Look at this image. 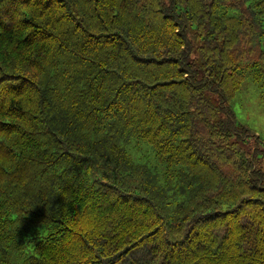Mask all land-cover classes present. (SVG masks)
Here are the masks:
<instances>
[{"label": "trees", "instance_id": "16d2710c", "mask_svg": "<svg viewBox=\"0 0 264 264\" xmlns=\"http://www.w3.org/2000/svg\"><path fill=\"white\" fill-rule=\"evenodd\" d=\"M263 40L264 0H0V264H264Z\"/></svg>", "mask_w": 264, "mask_h": 264}, {"label": "rangeland", "instance_id": "374dc122", "mask_svg": "<svg viewBox=\"0 0 264 264\" xmlns=\"http://www.w3.org/2000/svg\"><path fill=\"white\" fill-rule=\"evenodd\" d=\"M262 45L264 46V40ZM234 109L237 119L241 123L251 126L255 130V134L261 139V142L264 143V95L259 93L248 76H245L241 89L236 93ZM262 162L264 168V160ZM131 260L141 263L155 261L147 254L145 248H140L133 251L128 258L119 264H128ZM157 262L158 259L152 264H157Z\"/></svg>", "mask_w": 264, "mask_h": 264}]
</instances>
